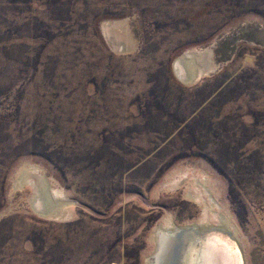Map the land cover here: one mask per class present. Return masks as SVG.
<instances>
[{"label": "rangeland", "instance_id": "rangeland-1", "mask_svg": "<svg viewBox=\"0 0 264 264\" xmlns=\"http://www.w3.org/2000/svg\"><path fill=\"white\" fill-rule=\"evenodd\" d=\"M168 222L264 264V0H0V264H154Z\"/></svg>", "mask_w": 264, "mask_h": 264}, {"label": "bare ground", "instance_id": "bare-ground-1", "mask_svg": "<svg viewBox=\"0 0 264 264\" xmlns=\"http://www.w3.org/2000/svg\"><path fill=\"white\" fill-rule=\"evenodd\" d=\"M185 62L186 61H183V59L178 60L175 69L182 79L189 82L192 81L193 76L190 75L191 73L186 69L184 65ZM39 207H41V205ZM223 219L222 223H224ZM190 227H195L200 230V232L217 230L222 233H228L230 240L224 234L216 233L209 235L206 238L205 244H203L200 249H196L193 238L179 236L181 235L180 230ZM231 239L236 240L243 254L244 264H246L243 249L241 248L239 241L236 239V235L234 233L231 234L229 228L225 224L217 227H213L212 225L209 226L207 224L179 227L168 222L167 224L160 226L156 232V240H154L157 244V250L155 253L156 261H154V264H222L223 261L227 260L236 261L238 264L236 251L233 249L234 244ZM212 241H215V248L210 246ZM171 260L172 262H170Z\"/></svg>", "mask_w": 264, "mask_h": 264}, {"label": "water", "instance_id": "water-1", "mask_svg": "<svg viewBox=\"0 0 264 264\" xmlns=\"http://www.w3.org/2000/svg\"><path fill=\"white\" fill-rule=\"evenodd\" d=\"M180 232H181V235H179V236L186 237V238L191 237V238L194 239V244L196 246V249H200L202 247V245L205 244L206 238L209 235H213V234H216V233H220V234L222 233V232L217 231V230H211V231H207V232H200V230L196 229L195 227L182 229V230H180ZM222 234H224L230 240V236H229L228 233H222ZM231 241L234 244L233 249H234V251H236V258L238 260V264H244L243 254H242V252H241V250L239 248V245L237 244L236 240H232L231 239ZM170 262H172V260Z\"/></svg>", "mask_w": 264, "mask_h": 264}, {"label": "snow or ice", "instance_id": "snow-or-ice-1", "mask_svg": "<svg viewBox=\"0 0 264 264\" xmlns=\"http://www.w3.org/2000/svg\"><path fill=\"white\" fill-rule=\"evenodd\" d=\"M211 247L215 248V241H212ZM222 264H237L236 261H232V260H227V261H223Z\"/></svg>", "mask_w": 264, "mask_h": 264}]
</instances>
